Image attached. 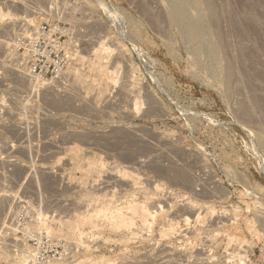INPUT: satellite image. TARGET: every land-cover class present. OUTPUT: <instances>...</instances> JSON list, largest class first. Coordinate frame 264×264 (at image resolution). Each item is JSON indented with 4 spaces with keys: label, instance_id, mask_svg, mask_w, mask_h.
<instances>
[{
    "label": "rangeland",
    "instance_id": "obj_1",
    "mask_svg": "<svg viewBox=\"0 0 264 264\" xmlns=\"http://www.w3.org/2000/svg\"><path fill=\"white\" fill-rule=\"evenodd\" d=\"M0 13V264H20L23 206L73 262L264 264V0H0ZM29 19L79 46L50 87L15 75ZM102 42L125 53L108 87L92 65ZM102 206L131 228L101 218L74 235Z\"/></svg>",
    "mask_w": 264,
    "mask_h": 264
},
{
    "label": "built area",
    "instance_id": "obj_2",
    "mask_svg": "<svg viewBox=\"0 0 264 264\" xmlns=\"http://www.w3.org/2000/svg\"><path fill=\"white\" fill-rule=\"evenodd\" d=\"M69 40L70 30L65 25L39 22L20 28L10 44V54L28 79L35 83L48 82L61 77L73 64L79 46ZM26 215L27 208L23 206L14 217L15 232L22 236V239L15 240L19 248L13 249L15 256L25 253L33 264H50L73 258L75 254L68 245L44 231H31Z\"/></svg>",
    "mask_w": 264,
    "mask_h": 264
},
{
    "label": "bare ground",
    "instance_id": "obj_3",
    "mask_svg": "<svg viewBox=\"0 0 264 264\" xmlns=\"http://www.w3.org/2000/svg\"><path fill=\"white\" fill-rule=\"evenodd\" d=\"M4 2H6V0H4ZM1 14V13H0ZM2 15H3V13H2ZM177 18V17H176ZM13 19V18H12ZM19 19V18H18ZM21 20V19H20ZM34 19H29L28 21H27V23H26V26H29V27H31V26H34V25H36L35 23H34ZM180 22V21H179ZM183 22V21H182ZM19 23V21L18 20H16L15 19V21H13V24L14 25H16V24H18ZM108 43V42H107ZM4 45H8V42H4L3 43ZM10 44V43H9ZM99 48H97V50L95 51V53H94V55H93V59H92V65L93 66H95L96 68H97V71H98V73H99V76H100V78H101V81L100 82H102L101 83V86L102 85H104L105 87H108L109 86V84H111V83H113V82H115V80H114V75H116L117 76V74H118V67H115L114 69L112 68V66L111 65H113V64H111L110 63V57H111V54L117 49V51L119 52V53H121L122 55H123V53H124V47L123 46H118L115 50L111 47V46H108L106 43H104V42H102L101 44L99 43ZM125 54V53H124ZM124 67V66H123ZM13 68V67H12ZM111 68L113 69V70H111ZM8 69V68H7ZM7 71H9V70H7ZM14 71H16L17 72V74H15V75H19L21 78H22V76H24V81L26 80L25 79V77H26V74H25V71H23V70H19V69H16V70H14ZM118 77V76H117ZM27 81V80H26ZM54 82V81H53ZM105 82V83H104ZM51 84H52V82H51ZM56 84V83H55ZM99 85H100V83H99ZM98 85V86H99ZM35 86H41L42 88L45 86V87H47V86H49L50 87V82H45V81H36V85ZM58 86V85H57ZM36 87V88H37ZM48 87V88H49ZM54 87V86H53ZM40 89V88H39ZM57 90V89H56ZM109 90V89H108ZM106 91H107V89H106ZM56 92V91H55ZM57 93V92H56ZM46 96H48V95H46ZM17 164V163H16ZM143 165H144V163H143ZM142 166V165H141ZM91 168L93 167V165H91L90 166ZM177 178H178V180H180V181H182V183H186V181H187V179H186V176H185V173L184 172H179L178 173V176H177ZM137 183V182H136ZM51 184V182L49 183H46L45 184V188L46 187H50L49 185ZM138 184H139V182H138ZM52 185V184H51ZM55 188V187H54ZM49 189V188H48ZM48 189H46V190H48ZM101 196V195H100ZM7 197V199H12V197L13 196H6ZM57 200V199H56ZM112 203H113V201H111ZM105 203V202H104ZM107 204V203H106ZM115 204V203H114ZM134 204V203H133ZM129 205V206H127V208L129 209V211L131 212L132 211V213L134 214H138V213H141L144 217H145V219H146V223H148V218H150L151 216H152V214H151V212H150V208H148L147 206H142V205H138V204H134V205ZM111 205V207H112V204H110ZM104 206H102V208L100 209V210H96L94 213H92V214H90V215H85L82 219H79L78 221H76L74 224H71V226L73 227L72 229H73V233H74V235L75 234H78V236L81 238L85 233V230H86V228L87 227H89V228H93L94 230L95 229H98V220L100 219L101 220V218H102V220L104 219V218H106L107 220H105V223H106V221H108L109 222V224L108 225H111L112 226V228H115V229H122V228H131V226L133 225V221H132V218L130 217V218H128L127 216H125L123 213H122V208H120V206H119V210L117 209V210H112L111 212H109V210H107V208H106V206H105V208H103ZM108 207V206H107ZM109 208V207H108ZM115 208V207H114ZM110 209V208H109ZM113 209V208H112ZM196 212V211H195ZM79 215H80V213H78ZM184 214V213H183ZM193 214H195L194 213V209H192L191 211H190V215H193ZM81 215H84V214H81ZM38 216L41 218V220H42V222L44 221V219H51L50 217H48L47 216V214L45 215L43 212H39V214H38ZM74 217V216H73ZM72 217V218H73ZM82 217V216H81ZM198 218H200V216L198 215ZM71 219V218H70ZM70 219H68V220H70ZM59 220V219H58ZM74 220V219H73ZM62 221V220H61ZM41 222V223H42ZM100 222V221H99ZM103 222H104V220H103ZM107 222V223H108ZM40 223V222H39ZM101 223V222H100ZM99 223V224H100ZM40 225V224H39ZM101 226H102V223L100 224ZM44 226V225H43ZM99 227V229L100 228H102V227ZM105 225H103V227H104ZM107 226V225H106ZM40 227V226H39ZM42 227V226H41ZM45 227V226H44ZM43 227V228H44ZM104 229V228H103ZM102 229V230H103ZM105 229H106V227H105ZM104 229V230H105ZM107 229H108V227H107ZM110 230H111V227H110ZM114 230V229H113ZM96 231V230H95ZM115 231V230H114ZM113 231V232H114ZM117 232V231H116ZM120 232V231H119ZM49 233V232H48ZM85 235H87V234H85ZM85 237V236H84ZM232 238H234V237H232ZM79 245V244H78ZM80 246V245H79ZM9 251V250H8ZM8 253V252H7ZM75 253V252H74ZM3 254H5V253H3ZM1 255V254H0ZM3 255H1V257H2ZM84 256H85V254H84ZM3 257H6L5 259H8L9 258V256L6 254V255H4ZM19 257H21V260H19V262L18 263H20V264H28L29 263V261H31L30 260V257H27V255L25 254V253H22L21 254V256H19ZM75 257V256H74ZM86 257V256H85ZM87 258V257H86ZM101 258V257H100ZM4 259V258H3ZM5 259H4V261H5ZM75 259V258H74ZM73 259V260H74ZM2 260V259H1ZM0 260V261H1ZM73 260H71L72 262L71 263H73V264H86V262L84 261V259H82V260H80V259H76V261H74L73 262ZM107 260V259H106ZM65 261H67V260H65ZM65 261H63V263H61V264H67V262H65ZM70 261V260H69ZM108 261H110V260H108ZM115 261V260H114ZM113 261V262H114ZM6 262V261H5ZM9 262V261H8ZM13 264V263H12ZM59 264V263H58ZM69 264V263H68ZM89 264V263H88Z\"/></svg>",
    "mask_w": 264,
    "mask_h": 264
}]
</instances>
